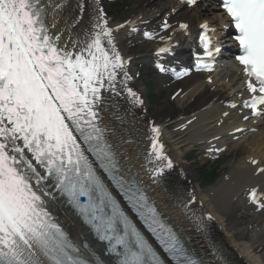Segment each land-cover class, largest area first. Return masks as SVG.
Returning a JSON list of instances; mask_svg holds the SVG:
<instances>
[{"label": "snow or ice", "instance_id": "snow-or-ice-1", "mask_svg": "<svg viewBox=\"0 0 264 264\" xmlns=\"http://www.w3.org/2000/svg\"><path fill=\"white\" fill-rule=\"evenodd\" d=\"M180 3L192 7L197 0ZM50 6L55 16L62 0H0V264H167L109 191L94 163L171 264H203L161 220L142 189L119 174L101 113L125 92L134 106L143 101L128 87L129 61L116 48L103 10L91 31L85 29L81 36L72 28L82 17L53 31L56 21L47 23ZM85 7L80 5L81 13ZM217 7L228 20L225 26L234 29L232 38L239 47L235 59L248 78L251 96L242 106L253 116L264 114V0H218ZM170 27L165 18L161 31ZM200 28L202 55L193 53L195 70L211 71L220 51L211 36L215 29L207 23ZM187 29L186 23H179V31ZM174 34L159 36L163 46L157 57L172 54ZM157 35L144 32L148 40ZM156 68L177 79L189 74L188 68L178 70L159 62ZM152 132L156 135L149 155L160 162L152 169L156 182L172 163L162 155L159 129L153 127ZM46 198L70 206L91 237L103 245L102 252L83 236L79 245L74 243L48 209ZM248 199L258 211L264 210V194L256 188Z\"/></svg>", "mask_w": 264, "mask_h": 264}, {"label": "bare ground", "instance_id": "bare-ground-1", "mask_svg": "<svg viewBox=\"0 0 264 264\" xmlns=\"http://www.w3.org/2000/svg\"><path fill=\"white\" fill-rule=\"evenodd\" d=\"M83 0H69L67 2V5H64L65 1L62 2V8L56 12L55 16L52 15V7H49V21L50 25L53 23V21H56V28L53 29V31H59L60 29L65 27V15L66 13L68 16L71 14V10L69 8L71 6H75L76 9L78 5L82 4ZM167 0H136V3L133 7V10H138L139 15L138 17L142 18L138 21L139 24H141L143 21L150 20L149 26H152L153 23L157 20V17L163 16L165 14H168V8L165 6V3ZM209 12V11H208ZM206 15L207 12H201ZM198 12H192L185 16L187 19H191L192 17L196 16ZM83 22L84 20L78 24L76 27L72 28V32L75 35L78 31L83 29ZM67 38V32H65L64 36L62 37V40ZM229 74L227 73L225 78H227ZM225 79L222 80L224 82ZM169 83V81L167 82ZM141 89V87L139 86ZM169 89L176 90H182V92L179 94L178 98L176 99L177 102L183 100L187 95H190L191 98H194L192 103L189 106V109L194 113V116L196 120H192V124L188 127L190 132L192 133L191 139H200V140H206V142L209 139H211L210 135L217 136L219 135L223 130H227V125L229 124L227 121L224 122V127L218 129L216 127V124L219 121V118H221V113L224 112L221 110V102H225V99L227 95H224L223 89H217L213 92L209 90L208 87L203 86L197 82H194L192 80H186L182 83L176 84V85H169ZM142 90V89H141ZM182 98V99H181ZM147 111V117L149 118H160V112L161 109H152L148 108ZM172 114V110L169 107L164 108V116L165 118L170 116ZM126 117V120L129 121V125L131 126L130 130L132 132L131 136L137 137V139L141 136V125L142 120H138L137 123L133 121L132 112H129ZM190 119V118H189ZM185 122V121H184ZM183 122V123H184ZM183 123H180L182 125ZM214 123V125H213ZM105 124L108 126V130L112 131L114 129H111L112 125L108 123V120L105 119ZM234 129H231L229 131H233ZM114 133V131H112ZM116 139V138H114ZM127 140V137L119 142L115 140V145L118 150V152L121 153V158L127 162L130 166H136L137 170H140L141 168V162L139 160H136L137 158V152L135 149H133L132 145L125 144L124 141ZM169 140V147L171 149V152L173 156L176 159V162L178 164L177 169L180 171L182 175H184V181H180L178 179L179 184L182 186H190L193 184L195 178H194V169L193 167L183 164L180 162L179 157V147L181 146V142L172 140L171 138H168ZM247 145L249 148L248 156H246L244 159H241L238 163H236L233 166V169L230 173V175L226 178L227 180L223 182L219 188H217V191L215 192V195L211 196V194L208 195V192L206 193H199L197 192V198L198 201L201 203L202 207L199 209H196L193 212V219L196 220L194 223L188 222L185 218L178 216V213L174 211L173 205L174 200L167 197L163 193H161V189L154 190L150 188L152 191V195L155 197L156 201L159 203L162 211L165 213V216L170 219V221L178 227V229L181 231V233L188 239H192L195 241H198L196 239L197 233V224L208 226V228L211 230V232L215 235V238L218 242V248L223 253L225 257H227L232 263L234 264H262V260L256 255V250H258L261 246H263L264 243V234L263 237L253 236L250 237V240L244 241L239 246H232L230 243H228L227 238L221 234L220 228L223 232L226 230L223 228V222L224 219L227 218V215H221L219 211H217V204L224 200V198L228 201V203L231 205V207L234 208V205H241L244 206V202L241 198V194L244 192L245 188L257 186L260 187L262 192L264 193V173L255 178L253 176L254 171L258 167H264V130L262 133L258 136H253L247 139H242L241 141L232 144L229 146V149L239 150L240 147L243 145ZM140 150H142L141 147H139ZM250 157H253V160H258V165L256 168L252 167L251 163L246 164V160L250 159ZM136 161V162H134ZM251 162V161H250ZM140 166V167H139ZM176 177V174L173 176V178ZM147 185H150L147 182ZM184 198V196H183ZM236 201L235 204L232 203V201ZM244 211L250 212L249 209L244 207ZM201 214H210L215 222L209 223V224H203L200 222L199 216ZM257 218L260 220L257 224L254 223V219L251 220L248 224L253 229H264V219L262 215H257ZM66 221L69 220V224H72L70 222L69 218H65ZM75 231V229H73ZM226 232H232V229H228ZM238 233L235 234L234 232L231 233V239L234 240L237 237ZM199 242V241H198Z\"/></svg>", "mask_w": 264, "mask_h": 264}, {"label": "rangeland", "instance_id": "rangeland-1", "mask_svg": "<svg viewBox=\"0 0 264 264\" xmlns=\"http://www.w3.org/2000/svg\"><path fill=\"white\" fill-rule=\"evenodd\" d=\"M133 3H134V1H131V3L128 4L130 9L132 8ZM122 11L125 12L126 10L123 9ZM151 90H155L157 92V86L155 84H153ZM144 92L147 94V91L146 90H144ZM166 104H167L166 103V96H163V94H161L158 97V99L154 102V104H150L149 107L150 108H153V109L162 108L161 112H164V109L163 108H165ZM187 106L188 105H183L181 108L182 109H186ZM175 108H176V106H173L172 105L171 109H173L175 111ZM161 118H163V116H161ZM187 139H188L187 137H185L183 139L184 145L187 144V142H186ZM189 148H190V146H187V145L185 146V148H182V150H181L182 157L186 154V152H187V150ZM233 157H234V153H231L230 155H228V157L226 159H224L223 161H221L222 163L220 164V168L221 169H223V168H229L230 165H231V162L233 160ZM182 163H185V164L190 165V166L193 167V169H194V176L196 177V180L198 178V181H199L200 168L203 166V164L201 162H198L197 159H193V160L188 161V162L182 161ZM211 166L212 165H207V167H211ZM199 185H200L201 191H208V190H211V189H215V188H217L219 186V184H214V185H212L210 187H206V186H203L204 185L203 182H199ZM233 219H236V217H234V215L228 221V223H229L228 225L235 223V222H233ZM231 244L238 246V244H236V243H232L231 242Z\"/></svg>", "mask_w": 264, "mask_h": 264}]
</instances>
